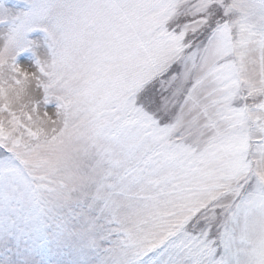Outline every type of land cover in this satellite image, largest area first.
<instances>
[{"label": "snow or ice", "instance_id": "6c2138e0", "mask_svg": "<svg viewBox=\"0 0 264 264\" xmlns=\"http://www.w3.org/2000/svg\"><path fill=\"white\" fill-rule=\"evenodd\" d=\"M22 3L0 264H264V0Z\"/></svg>", "mask_w": 264, "mask_h": 264}, {"label": "rangeland", "instance_id": "374dc122", "mask_svg": "<svg viewBox=\"0 0 264 264\" xmlns=\"http://www.w3.org/2000/svg\"><path fill=\"white\" fill-rule=\"evenodd\" d=\"M9 3L12 5H16L18 7H23L22 0H9ZM30 55L31 54L28 52L21 53L20 56L18 57L19 62L27 65L29 63V60H30Z\"/></svg>", "mask_w": 264, "mask_h": 264}]
</instances>
